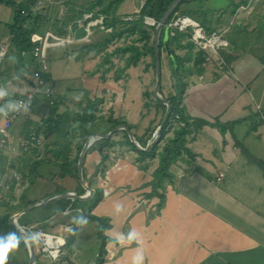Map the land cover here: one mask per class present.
Masks as SVG:
<instances>
[{
	"label": "crops",
	"instance_id": "crops-1",
	"mask_svg": "<svg viewBox=\"0 0 264 264\" xmlns=\"http://www.w3.org/2000/svg\"><path fill=\"white\" fill-rule=\"evenodd\" d=\"M1 6L0 45L11 37L7 33V24L12 20L11 7L7 6L6 13ZM120 8L119 15L124 12V8ZM117 40L126 41L125 38ZM228 41L234 49L229 66L220 65L223 69L218 70L213 67L214 63L219 64L215 61L206 66L208 69L202 65L204 71L200 73L192 67V61L187 63L192 71H184L178 78L184 86L183 91L177 90L179 81L176 84L174 81L173 85L174 74L171 76L170 70L167 71L170 81L167 86V73L164 75L162 72L161 90L165 96L167 92L168 96L182 91L181 104L193 128L188 136V147L194 157L184 153L171 165L173 181L166 184V199L158 213L155 211L159 197L146 196L151 191L149 183L158 166V158L147 160L148 167L142 169L136 161L137 152L129 146L118 144L112 147L114 151L105 148L109 154L119 150L122 166L110 175L114 191L104 195L92 213L109 219L111 226L106 234L111 240L116 231L124 232L128 242L114 259H106L103 264H137L138 257H142L139 264H264V169L258 163H264V120L260 121L257 113L253 112L254 102L259 101L264 106V63L253 48L264 44H257L251 36L246 41L249 50L242 41ZM84 45L63 47L60 54L50 60L47 75L57 85L59 95L67 97L66 94L81 92L94 98L95 88L104 86L108 94L115 93L114 96L112 94L115 100L111 108V112L115 110L113 117L126 119L133 125L134 134L144 135L148 128L157 125L160 121L158 108L153 100H148L149 107L145 106L146 88L141 85L142 78L139 74L136 77L130 75L138 64L126 68L118 82L113 77L105 78V75L100 82L95 78L96 68L93 69L96 67L95 55L98 54L94 51L81 54ZM172 48L181 56L188 52L187 47L176 44ZM196 48L197 44L194 53ZM65 49L70 53L67 57ZM164 53L168 57L170 51H162V71ZM205 53L204 57L213 55L209 49H205ZM21 56L10 50L0 63V109L10 107L14 99L24 95L30 87L27 73L29 57ZM149 63L143 67L144 73L145 69L151 68ZM227 70L231 74L226 75ZM236 72L244 74L248 80L237 79ZM196 75H203V80L213 83L204 86ZM66 80L78 82V85L64 83ZM237 84L240 86L238 89ZM96 94L103 97V102L108 101V94L98 91ZM64 106L71 113L65 128L71 138L75 133L74 117L79 111L78 103L69 98L67 105L60 107L61 112L67 111ZM47 107L45 100L38 98L27 116L14 121L12 142L17 143L31 124L45 117ZM1 120L0 113V123ZM107 127L104 121L99 122L100 131L97 133ZM11 156L12 165L16 168L29 158L9 149L1 151L0 179L8 174L7 161ZM100 160L101 154L97 149L89 150L84 159L85 181L94 188L100 187L101 173L97 168ZM107 161L109 167L112 160L108 158ZM222 170H226L224 178L214 183L212 179ZM39 182L43 180L36 181ZM31 190L32 187L29 197ZM70 190H74L72 184ZM65 212L69 211L63 214Z\"/></svg>",
	"mask_w": 264,
	"mask_h": 264
},
{
	"label": "trees",
	"instance_id": "trees-1",
	"mask_svg": "<svg viewBox=\"0 0 264 264\" xmlns=\"http://www.w3.org/2000/svg\"><path fill=\"white\" fill-rule=\"evenodd\" d=\"M124 1L125 0H92L90 2L85 10H94L97 8L98 12L106 15L105 24L106 26L113 27V31L108 34H104L100 39L90 44L84 45L80 53L85 54L87 52L94 51L95 54H99L100 52L105 51V49L108 48V45H110L114 40L125 38V43L115 47L109 54L111 55L117 53L125 58V64L120 69L121 73H123L126 68L137 65L143 57L148 55L151 57L149 66L153 67L155 71L156 57L154 35L156 25L161 20L163 14L173 0H144L139 12L136 13V17L134 16V18L127 20L122 18V20L120 18L121 16L117 14V11ZM186 1L187 0H181V2L174 9L173 13L170 15L167 22H169L176 13L186 14L194 19H200L199 22L208 31H212L213 29H211L208 25L209 23L207 18H199V12L194 11L192 8L181 9V6ZM243 2L246 3L245 0H243ZM0 3L9 6L12 9V20L7 24L11 33L10 45L12 53L20 57H22L21 55L23 52H26V54L29 55L33 46L31 34L34 32H42L41 30L43 28H47L48 26L46 20L44 17L31 11L34 0H0ZM237 6L238 4H234L232 12L236 11ZM83 12H81V15ZM146 17L153 18L156 21L155 24L152 25L148 23L146 21ZM72 19L74 20L76 18L72 17ZM66 25L67 23H65V26ZM54 32H56V34L66 33L65 29L59 28L55 29ZM127 39L130 40L127 41ZM173 44H176L178 47H187L188 52L184 56L176 54L175 50L172 48ZM195 46L196 44L191 38L190 30H176L175 34L172 35L166 25L164 26L161 34L160 60L162 51L167 49L170 51V57L172 58V63L174 65L173 70L174 72H179V77L184 71H192V68L187 65V63L191 61L192 67L202 73L204 71L202 63L206 57H204V54H206L205 49L201 47L194 53L193 51ZM232 59V56L227 57L228 62ZM108 60L109 57H106L103 59V63ZM46 77L49 79L47 74ZM183 88L184 86L181 88L182 91ZM160 91L162 93L161 87ZM181 92L179 94L165 96L170 101L172 110L168 120L164 123L161 129L157 142L154 143L148 150L137 149L135 144L130 140L126 130H122V140L117 141L113 139L112 136L104 137L98 139L90 147V149H88V151L91 149H97L100 152L101 160L97 168L101 174L104 173L105 168L107 167L106 162L110 155L105 148H112L117 144L127 145L135 150L138 154L136 161L139 162V166L142 169H146L148 167L147 160L158 158V166L154 170L153 178L149 183L151 191L146 194L147 197H159V202L155 211L156 213L160 211L165 202L166 184L173 181L174 175L170 170L171 165L178 159L182 158L184 153L188 154L190 157H194V154L188 147V136L192 133L193 128L192 123H190L189 116L186 114L185 108L181 104ZM153 93V91H144V96L147 98L145 106L149 107L151 104L148 100H153L152 98H154L153 102L155 106L158 109H161L160 123L166 111V105L160 99L154 97ZM102 102L103 97L96 96L91 98L87 96L84 104L81 105L79 111L75 113V118H77L78 122L75 127V132H78V141L74 155L71 154L72 137L69 138L67 136V131L65 129L71 113L68 110L60 114L56 113L59 106L58 103L52 105V113H50L49 116L42 118L40 121L29 126V129L32 126L37 127L38 130L43 131L46 135L53 134L52 139L55 141H45L43 145L44 155L40 158L24 154L30 159L27 158L23 165L18 168L25 172L29 179V186L17 200L0 201V205L4 208V210L0 213V228L6 232L11 231L18 238L20 244L25 248L26 246L18 231L10 224V216L14 212L20 211L24 207L45 196L70 190V185L72 184L70 183L71 181H73L72 185L78 195H82L86 192V189L80 181V177L78 175L79 153L81 152L85 142L91 136L100 131L99 122L104 121L108 124V127L101 131V133H107L121 124H126L127 127L132 130V124L128 123V121L124 118L113 117L111 112L105 119L104 117L97 116L99 105ZM256 116H258V114ZM41 121L42 124L40 125ZM159 123L154 127L148 128L144 135L135 134L137 140L142 146H146L148 139L152 136ZM195 124L196 126L199 125V121ZM223 128L224 125H222V129ZM258 163L264 169V163L262 161H259ZM83 177L84 180H86V174L84 171ZM39 179H42L45 182L53 183L54 187L44 196L31 198L28 196V192ZM103 196L101 187H95L94 195L90 199L80 200L63 198L53 200L45 205L37 206L27 213L22 214L19 216L18 222L29 232L28 226L34 222L44 225L47 220L53 216H62V213L68 209L78 210L95 222V231L96 236L99 239V246L94 264H103L106 260L105 246L111 240V237L106 234V230L110 228L111 224L107 217L92 213V210L100 202ZM71 241L72 237H70L66 243L70 244ZM38 259L39 258L37 256V264H40Z\"/></svg>",
	"mask_w": 264,
	"mask_h": 264
},
{
	"label": "rangeland",
	"instance_id": "rangeland-1",
	"mask_svg": "<svg viewBox=\"0 0 264 264\" xmlns=\"http://www.w3.org/2000/svg\"><path fill=\"white\" fill-rule=\"evenodd\" d=\"M91 1L92 0H54L53 3H49V4L39 6V5H37V0H34V4L32 5L33 8H31V11H33L35 14H39L40 16L44 17V19L46 20L47 26H48L47 28L45 27V29L43 28L41 30L42 32H39V33L44 34L46 31H50V32L56 34V32H54V31H55V29L59 28V29H65V31H66V33H64V34L62 33L59 36H63V35L65 36V35L69 34L68 25L71 24L76 19L82 17L81 12L88 11L85 9L87 8V6L90 4ZM245 1H246V3H244L243 0H187L181 6V9L192 8V9H194V11L199 12L198 13L199 18L206 17L208 20V23H209L208 25L211 27V29L220 31V33H222L230 41H232L233 39L236 41H242V43L245 44V46L248 48L246 41H247V39H249L252 36L254 38V41L257 44H259L261 42L264 44V0H245ZM143 3H144V0H125L121 4V8H124V12H123V14L120 15L121 16L120 18L124 19L126 17H129V18L131 17V19H132V18H134V16L136 17V13L139 12ZM0 4L2 5L1 7L3 8V10L7 13V11H8L7 6L2 4V3H0ZM234 4H238V6L236 8V11L232 12ZM117 14L119 15L118 11H117ZM181 15H186V14H181ZM72 17H75L76 19L73 20ZM146 18H151V17H146ZM198 21H200V19H198ZM65 23H67L66 26H65ZM166 25H167V23L165 24V26ZM93 30H94V35H92L90 41L85 42L86 43L85 45L90 44L91 41H96V40L100 39L104 34H108V33L112 32L113 27H112L111 31L100 30L98 27H94ZM7 33L10 34V36H11L10 31H8ZM82 35H83V30L78 31L77 36H82ZM10 39H11V37H10ZM10 39H9V41H10ZM122 43L124 44L125 42L123 40H121V41L114 40L110 45H108V48H106L105 51L100 52L97 56L95 55L96 67H94L93 69L95 70V68H96L95 78H97V80L100 81V79L105 75V78L111 79L113 77L115 81H117V82L120 81V78H122V76H121L122 73H121L120 69L125 64V58L123 56H120V54H117V53L111 54V55H109V54L114 50L115 47H117L118 45H120ZM73 45L74 44H68V45L65 44V45H54V46L49 47L47 49V52H46L49 67H50V60H52V58H56V56L58 54H60V52L63 50V47H66V46L69 47V46H73ZM80 45H82V44H76V46H80ZM198 49L199 48H196L195 51H197ZM241 49H242V47H241ZM248 49L250 50V48H248ZM10 50H11V45L8 49L7 55L9 54ZM74 50H78V48L74 49ZM64 51H66L65 56L66 57L69 56L70 53H69L68 49H65ZM257 51L260 54L259 58H261L263 63H264V46H261V44H259V46H257V45L254 46L253 52L255 53ZM232 52L234 53L233 45H231L229 42V45L227 47H225L219 51V55L214 54L215 57L213 55H211L210 56L211 60L208 63H206V65L204 63H202V65L204 66V68H207L206 66L209 67V65H212V62L217 61L219 64L217 65L216 63H214L213 67L216 66L215 67L216 69L222 70L223 69L221 67L222 65H225V67H227V66H229L228 64L231 63V61L230 62L227 61V57L232 56ZM27 56L29 57V66H28L29 70L27 73L30 76V81H31L32 69L34 66V62H33V59L31 57V54H29V55L26 54V57ZM163 56H164V62H163L164 70L162 72L164 73V75L167 73L165 83L167 86H169L168 82H170V81L168 79V72L167 71L170 70L171 76L174 74L172 76V81H173V85H174V81H175V84L177 81H179L178 80L179 72H177V71L174 72V70H173L174 65L172 63V58L170 56L167 57L166 53H164ZM106 57H109V61H105L103 63V59H105ZM223 59H224V62H223ZM148 61H151L150 55L143 57L139 61L138 67L134 68L133 73L132 74L130 73V75H134L136 77L139 74L140 77L142 78L141 79V85L143 86V84H144L146 90L149 89V90L153 91L154 86H155V80H154L155 79V71H154L153 67L149 68L148 70L145 69V73H144V70H142V69H144L143 67L145 66L146 62H148ZM49 71H50V68H49ZM229 73H230V71L227 70V72L225 74L228 75ZM236 73H235V75H236ZM237 75H236V77L239 80H243V79L245 81L248 80V77L245 76L244 74L237 73ZM176 76H177V78H176ZM197 78L200 82H204L203 83L204 86L213 83L207 79L203 80L204 79L203 75H198ZM48 80L51 81L50 77ZM64 83L77 84L78 85V82L76 83L72 80H66ZM54 86L56 88V91H58L57 92V101H56V103H58V105H59L58 109L56 111V113H58V114L62 113L60 110V107L62 105H67V101L69 98L72 101H76V103H78V109H80L81 105H83V103L85 102L83 100L86 99L85 98L86 96H88L86 94L78 92V93L66 94L67 97L66 96L61 97L59 95V89H58L57 85L55 84ZM176 86H177V90H179L182 88L183 85L179 81L176 84ZM239 87L240 86L238 85L237 89ZM95 89L96 90L94 92V95H96V96H100L99 94L98 95L96 94V91H98L100 93H104V95H107L109 93L107 91V88L104 86L101 88L97 87ZM117 89H118L117 91H121L119 88H117ZM167 91H169V90H167ZM112 94H113V96L115 95L114 92L113 93L111 92L110 94H108V101L109 100L112 101L113 104H111L109 106V108L106 109L105 104H103V102H102L103 107L101 109L104 112H102L101 109L100 110L98 109L97 116L104 117V119H105L106 117H108V115H110L111 108L113 107L114 102H115V100L112 98ZM162 94L165 96L163 91H162ZM167 94H168V92L166 93V96H167ZM152 99L154 100V98H152ZM64 107H65V110H67L66 106H64ZM258 107H260L264 112L263 104L259 101H256V102H254V108H253L254 113L257 112ZM46 111H48V114L45 117L49 116L50 113H52V106H48L46 108ZM112 112H115V110L113 109ZM158 112H159V115H161V109H158ZM112 114L114 115V113H112ZM45 117H43V118H45ZM260 121H262V120H260ZM1 122H2V120H1ZM76 122H77V118H75V124L77 126L78 122L77 123ZM174 124H175V122H174ZM45 136H46V142H48V140L55 141L54 139H52L53 134L52 135H46L45 134ZM77 136H78V134L76 132L73 133V135H71V137H72V139H71V151H72L71 154L72 155H74L76 152L75 151L76 150V144L78 141ZM112 138L117 139L118 141L122 140L123 139L122 130L120 129V130H117L116 132H114L112 134ZM117 145H115V146H117ZM91 150H93V149H91ZM111 150L114 151L113 148ZM118 153L120 154L119 150L117 153L113 152L115 158L118 157ZM19 155L24 156V154H19ZM109 159H110V156H109ZM107 164H108V161H107ZM17 169L20 170L18 167H17ZM20 171H22V170H20ZM22 172H24V171H22ZM100 178L102 179V174H101ZM70 183L73 184V181H71ZM85 184L90 185L86 181H85ZM53 187H54V185L51 182L43 181V182L35 183V185L32 187L30 195L33 198H38V197L44 196L45 194L50 192L53 189ZM17 199L18 198H14V200H17ZM3 210H4V208L0 205V213ZM67 211H69V212H65L64 214L62 213V216H60V215L53 216L52 218L47 220L44 223V225H42L41 223L34 222L33 224H30L28 226V228L30 227V229H32V230H35L38 228V229H40L46 233H57L62 226H66V225L71 226L70 231L64 232V234L66 235V242L70 237H72V241L70 244L65 243V245L63 246L62 254L59 258V261L52 260L47 253L40 251L38 249V247H36V245H35L34 238L31 237L33 240L34 246H35L36 254L39 258L38 262H40V264H94V261H95V258H96L97 252H98V246H99V239L96 236V231H95V227H96L95 222L78 210L68 209ZM16 212H19V211H16ZM16 212H14V213H16ZM29 235H30V233H29ZM13 238H15L18 241V244L15 248L11 249L8 252L7 258L5 260V264H27V260H28V253L26 251L27 247L25 248L24 246H22L20 244L18 238L11 231L6 232L0 228V242H2L5 245L10 240H12ZM22 240H23V238H22Z\"/></svg>",
	"mask_w": 264,
	"mask_h": 264
},
{
	"label": "built area",
	"instance_id": "built-area-1",
	"mask_svg": "<svg viewBox=\"0 0 264 264\" xmlns=\"http://www.w3.org/2000/svg\"><path fill=\"white\" fill-rule=\"evenodd\" d=\"M54 0H37V5L42 6L45 4L53 3ZM82 17L76 19L68 25L69 34L59 36L50 31H46L44 34L34 32L31 34V41L33 43L32 50L30 52L34 62L31 76V84L29 89L24 95L16 97L13 104L4 109L7 115L1 113L2 122L0 123V153L3 150L9 149L11 152L19 154H27L32 157H42L43 145L46 141V136L43 131L38 130L37 127L32 126L28 132L21 136L17 143L12 142L14 136L11 133V128L14 121L22 116H27L38 98H43L47 106H52L57 101V92L54 84L46 78V74L49 71L47 49L54 45H68V44H86V41H90L92 35H94V27H98L100 30L111 31L112 27L106 26V15L98 12V9L85 11ZM131 19L126 17L124 20ZM146 21L150 24H155V20L146 18ZM172 35L176 30L179 31H191V38L198 45V48L209 49L212 51L213 56L219 55V51L229 45L228 39L220 33L218 30L208 31L198 20L188 16L176 13L169 22H167ZM83 30L82 36H77L78 31ZM54 37V39H51ZM92 42V41H91ZM90 43V42H89ZM10 47V41H5L0 45V62L8 53ZM22 55H26L23 52ZM221 57V56H220ZM217 58V57H216ZM211 60L210 56L205 58L204 64ZM224 62V59H223ZM105 108L108 109L112 101L103 102ZM101 103L99 110L103 107ZM102 110V109H101ZM102 112H104L102 110ZM101 112V113H102ZM259 120H264V112L258 107L256 112ZM42 121L40 122V125ZM111 165L105 168L100 178L99 186L102 189L103 195H109L114 191L113 186L110 183V175L114 170L121 169V160L114 157V154L110 153ZM12 156L7 161L8 174L0 179V201L13 200L19 198L24 190L29 186V179L26 174L18 170L12 165ZM226 174V170L219 171L215 178L212 179L214 183L221 181ZM32 226V225H31ZM70 225L62 226L57 233H46L40 229L32 230L29 227L31 237L34 238L36 247L42 252L49 255L52 260L59 261L62 254V248L66 243V235L64 232H69ZM113 240H110L105 246V258L114 259L118 255V251L128 242L127 236L124 232L113 233Z\"/></svg>",
	"mask_w": 264,
	"mask_h": 264
},
{
	"label": "water",
	"instance_id": "water-1",
	"mask_svg": "<svg viewBox=\"0 0 264 264\" xmlns=\"http://www.w3.org/2000/svg\"><path fill=\"white\" fill-rule=\"evenodd\" d=\"M181 2V0H173L165 13L163 14L161 20L156 25V31L154 35V45H155V57H156V66H155V86H154V96L158 99H160L165 105H166V111L164 113V116L153 132L152 136L148 139L146 146H142L140 142L137 140L135 134L132 132L131 129L127 127L126 124H121L119 126H116L112 130L108 131L107 133H96L95 135L91 136L83 145V148L81 152L79 153V159H78V175L80 177V181L82 182L83 186L86 189V192L82 195H78L76 191L74 190H67L60 193H54L48 196H45L28 206L21 209L19 212L13 213L10 216V224L14 229L18 231V233L23 238V241L27 247L28 251V260L27 264H37V254L35 251V246L33 243V240L31 236L29 235L28 231L20 225L18 222V217L21 216L24 213H27L31 209L45 205L49 203L50 201L57 200V199H63V198H69V199H80V200H87L90 199L95 192V188L91 187L88 184H85L84 177H83V165H84V159L86 156V153L88 149L92 146V144L97 141L98 139L104 138V137H110L114 132L117 130H126L130 140L135 144L137 149L139 150H148L154 143L157 142L161 129L164 125V123L168 120L169 115L172 110V105L170 101L161 93L160 87H161V77H162V70H161V60H160V42H161V34L162 30L169 19L170 15L173 13L176 6ZM153 19V18H152ZM51 39H54V37H51Z\"/></svg>",
	"mask_w": 264,
	"mask_h": 264
},
{
	"label": "clouds",
	"instance_id": "clouds-1",
	"mask_svg": "<svg viewBox=\"0 0 264 264\" xmlns=\"http://www.w3.org/2000/svg\"><path fill=\"white\" fill-rule=\"evenodd\" d=\"M0 95H2V93H0ZM0 113L7 115V112H5L3 109H0ZM17 244L18 241L15 238H13L12 240H10V243L8 242L3 247H0V264H5V260L7 258L8 252L11 249L15 248ZM140 260H142V257L137 258V264H139Z\"/></svg>",
	"mask_w": 264,
	"mask_h": 264
},
{
	"label": "snow or ice",
	"instance_id": "snow-or-ice-1",
	"mask_svg": "<svg viewBox=\"0 0 264 264\" xmlns=\"http://www.w3.org/2000/svg\"><path fill=\"white\" fill-rule=\"evenodd\" d=\"M9 243H10V241H9ZM3 246H4V244L2 242H0V247H3Z\"/></svg>",
	"mask_w": 264,
	"mask_h": 264
}]
</instances>
